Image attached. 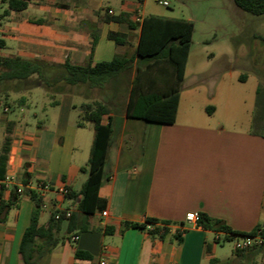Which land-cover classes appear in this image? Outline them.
I'll return each mask as SVG.
<instances>
[{"label":"crops","instance_id":"0c3cea01","mask_svg":"<svg viewBox=\"0 0 264 264\" xmlns=\"http://www.w3.org/2000/svg\"><path fill=\"white\" fill-rule=\"evenodd\" d=\"M141 5L139 0H33L16 12L4 1L0 39L5 45L0 56L95 65L116 55L136 54L140 24L146 17L140 15ZM106 10L111 15L128 14L138 26L103 23L99 16ZM110 31L127 34L129 44L109 40ZM93 33L99 39L92 52ZM189 58L190 53L187 66ZM187 66L173 124L128 118L129 97L123 112L111 111L113 140L99 191L107 202L108 216L88 217L89 228L84 232L68 234L64 223L59 234L63 241L38 264H210L211 260L233 264L235 255L225 262L212 257L209 238L212 235L215 240L216 233L187 223L186 215L206 213L238 233L264 228V110L255 117L252 102L242 112L243 100L240 103L239 95L231 94L239 86L232 85L236 77L229 68L226 74L218 66L206 73H189ZM239 79L248 82L243 74ZM259 86L254 89L258 96ZM35 89L46 91L47 99L39 103L31 89L29 97L22 96L25 101L16 105L20 98L12 100L10 95L15 91L4 92L0 84V150L10 124L6 174L12 186H23L25 173L33 186L51 184L50 190L39 193L43 197L40 224L44 225L56 212L78 213L79 199L67 198L61 189L77 192L87 179L80 173H87L82 171L88 164L82 153L90 139L82 131L87 124L93 129V124L78 125L82 94L53 95L43 87ZM6 101L19 107L20 118L9 117L14 105L8 107ZM26 107L33 108L31 116L25 114ZM103 123H109L108 116ZM10 196L11 189L5 190L3 199ZM33 208V200L23 192L7 221L0 222V264H24L19 246ZM149 218L169 222V235L152 238L146 230L125 225L139 223L152 229L154 225L146 223ZM178 230H185L181 243L174 238ZM76 235L79 238L74 241ZM76 250L90 259L77 258ZM242 258L246 264H264L257 257Z\"/></svg>","mask_w":264,"mask_h":264},{"label":"trees","instance_id":"16d2710c","mask_svg":"<svg viewBox=\"0 0 264 264\" xmlns=\"http://www.w3.org/2000/svg\"><path fill=\"white\" fill-rule=\"evenodd\" d=\"M8 9L16 12L25 10L33 0H4ZM144 0H139V3ZM235 5L243 11L255 15L264 14V0H234ZM103 23L110 21L127 22L134 29L138 26L130 20L128 14L111 15L106 10L99 16ZM140 36L136 54L116 55L109 61H101L92 65L72 64L68 60L63 64L47 63L42 60H31L20 56H0V84L3 91L21 92L35 87H43L49 93L55 94H85L97 90L102 100L84 102L80 106L79 126L86 123L93 124L94 137L91 145L87 168L88 177L81 189L77 192L69 191L67 198L77 202L78 213L66 216L61 212L59 218L52 214L47 224H40V215L43 210V197L35 190L26 188L30 181L29 174L25 173L21 183L25 187L24 193L34 202L29 226L26 228L20 246L19 254L24 264H38L50 253L64 237L59 234L66 223L68 234L88 230L87 218L106 210L107 202L99 195L104 176V167L108 160V152L113 140V125L111 110L108 106L109 91L115 94L129 87V101L127 117L147 122L173 124L176 121L180 97V84L184 79L187 61L191 49L194 30L192 21L186 19L170 18L150 15L142 19ZM108 39L116 44L128 45V35L110 31ZM99 39L98 33L92 35V52ZM5 42L0 39V48ZM137 60V62H136ZM35 77V78H33ZM13 87L10 88V84ZM111 92V93H112ZM260 94V91L258 92ZM25 98L17 100L16 105L23 103ZM5 105L13 106L6 101ZM210 112V108H207ZM108 116L109 123L104 124L103 119ZM12 127L6 129V136L0 150V181L6 177L9 153L12 144ZM18 186L13 185L11 196L3 199L5 187H0V222L7 221L9 211L16 206L19 197ZM83 218L80 219L79 216ZM147 224L154 225L147 229L145 224L126 223L127 228H140L146 230L152 238L164 239L169 235V222H159L157 219H147ZM199 227L206 230L225 232L226 240L232 241L234 237L243 236L244 233L234 232L225 221L212 218L206 213H199L197 222ZM253 230L251 233H255ZM264 231V228L262 229ZM183 233L185 230L182 231ZM182 232L176 231L174 238L178 243L182 241ZM211 252V247H207ZM247 253V254H246ZM263 255L264 246L254 247L250 250H234L237 257H257ZM75 256L81 259H90V255L80 250ZM215 260H211L213 264Z\"/></svg>","mask_w":264,"mask_h":264},{"label":"rangeland","instance_id":"374dc122","mask_svg":"<svg viewBox=\"0 0 264 264\" xmlns=\"http://www.w3.org/2000/svg\"><path fill=\"white\" fill-rule=\"evenodd\" d=\"M168 6H164L154 0H144L141 4L140 15L162 16L178 19L190 20L194 24L191 41L190 58L188 62L189 73H206L209 69L218 66L226 74L229 68L235 74L232 82L234 96L239 95V102L242 103V112L251 108V103L255 106V117L264 110V14L255 15L238 8L234 0H166ZM8 5V4H7ZM214 54L211 56V54ZM107 55V54H106ZM108 57V56H106ZM245 75L248 82H242L240 75ZM225 76V75H224ZM227 82V77H224ZM260 83L259 96L254 93L256 85ZM10 88L14 85L10 84ZM129 87L119 93H110L108 106L112 112H123L129 97ZM31 90V89H30ZM29 90L12 92L11 99L16 100L22 96L29 97ZM32 96L42 103L47 99L46 91L33 88ZM82 103L102 100L101 94L97 90L89 91L88 95L83 94ZM255 103V104H254ZM257 106V108H256ZM40 110V107L37 109ZM25 114H32L33 108H25ZM21 112L18 106L14 105L10 112L11 119H18ZM90 142L84 147L82 158L87 163L94 131L87 124L83 131ZM89 141V140H88ZM85 165V164H84ZM85 179L88 171L80 173ZM209 242L214 250L212 257L217 261L225 262L234 256V244L232 241L217 242L214 236H210ZM258 262H263V255H258ZM221 264V263H220ZM226 264V263H224ZM233 264H246L242 257H237Z\"/></svg>","mask_w":264,"mask_h":264},{"label":"built area","instance_id":"2783aa9c","mask_svg":"<svg viewBox=\"0 0 264 264\" xmlns=\"http://www.w3.org/2000/svg\"><path fill=\"white\" fill-rule=\"evenodd\" d=\"M155 2L162 4L164 6H168L169 2L166 0H154ZM4 0H0V15H1V11H2V6H3ZM137 21H140V17L137 18ZM4 186L5 190L7 189H12V178L9 174H6V177L4 180L0 181V187ZM24 186H20L18 187V193L21 194L24 192ZM26 188L30 189V190H35L38 193H43L45 191L50 190L51 188V184L47 183V182H41L36 186H33L31 183H28ZM61 192L64 195L68 194V189L67 188H62ZM102 216L106 217L108 216V212L107 210L103 211ZM71 215V213L68 211L66 212V216L69 217ZM60 217V212H56L55 213V218H59ZM199 219V213L196 212H191L188 213L186 215V222L189 224H197ZM226 233L225 232H218L216 233V237H215V241L217 242H221V241H225V237H226ZM79 236L76 235L73 237V240L76 241L78 240ZM233 244H234V248L236 250H242V251H246V250H250L251 248L254 247H261L264 246V231L262 229H258L256 230L255 233H246L243 236H237L234 237L232 240ZM101 264H105L104 262H101Z\"/></svg>","mask_w":264,"mask_h":264}]
</instances>
